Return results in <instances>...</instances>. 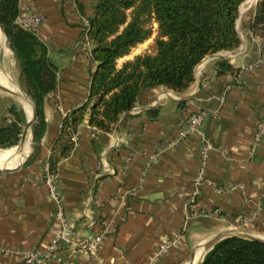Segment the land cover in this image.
Returning a JSON list of instances; mask_svg holds the SVG:
<instances>
[{"label": "crops", "instance_id": "1", "mask_svg": "<svg viewBox=\"0 0 264 264\" xmlns=\"http://www.w3.org/2000/svg\"><path fill=\"white\" fill-rule=\"evenodd\" d=\"M34 4L44 16L37 33L58 65V81L44 100L43 136L34 142L32 131L30 151L5 166L13 169L0 171V264H22L28 248L47 246L57 205L44 180V164L63 118L87 100L96 65L79 46L83 20L93 16L95 0ZM241 24L242 41L232 55L224 50L206 56L185 89L163 84L144 89L125 121L109 131L92 125L90 112L85 114L73 149L58 163L56 184L70 238L85 240L99 234L102 241L95 255L74 250L68 242L48 264H196L216 235L238 226L263 230L264 135L252 152L251 147L257 122L264 116V62L252 69L244 66L264 54V32L251 28L248 18ZM4 50L9 51L7 46ZM221 55L239 75L219 72ZM133 56L121 57L119 65ZM227 86L218 115L207 116L202 126L204 134L193 132L179 144L163 147L176 133L179 115L216 108ZM23 103L21 99L27 109ZM13 105L10 94L0 88V126L15 120ZM204 137L213 144L206 158L200 151ZM103 165L112 171H104ZM221 184L236 187L220 189ZM194 191L197 200L188 206ZM252 212H256L252 222L237 219L238 214ZM169 240L167 251L160 253Z\"/></svg>", "mask_w": 264, "mask_h": 264}, {"label": "trees", "instance_id": "2", "mask_svg": "<svg viewBox=\"0 0 264 264\" xmlns=\"http://www.w3.org/2000/svg\"><path fill=\"white\" fill-rule=\"evenodd\" d=\"M245 1L95 0L87 29L96 63L88 98L63 118L48 158L51 171L57 174L60 159L73 149L74 135L88 111L92 125L112 130L125 121L144 89L163 84L183 90L195 79V68L206 56L236 49L242 41L238 19ZM18 12L19 0H0V25L17 59L21 84L36 107L32 131L33 141L38 142L46 126L44 100L57 85L58 65L37 30L17 21ZM249 18L251 28L264 32V0H258ZM155 33L150 49L119 65L121 57ZM217 65L221 73H239L226 55L217 58ZM11 110L15 120L0 126V148L4 149L17 147L26 123L23 106L13 105ZM197 264H264V241L224 237Z\"/></svg>", "mask_w": 264, "mask_h": 264}, {"label": "built area", "instance_id": "3", "mask_svg": "<svg viewBox=\"0 0 264 264\" xmlns=\"http://www.w3.org/2000/svg\"><path fill=\"white\" fill-rule=\"evenodd\" d=\"M44 19L43 14L35 7L34 0H19V12L17 15V21L26 28L37 30L42 24ZM90 24L89 19L83 20V28L81 38L79 40V46L82 50H85L87 54L93 58L92 48L93 43L88 36L87 29ZM232 55V51L229 50ZM264 62V54L260 53L253 61L247 63L244 68L252 69L254 66ZM239 75V73H238ZM228 87H225L219 94V105L216 108H199L198 110L181 114L176 121V133L166 142L163 147L173 146L179 144L184 138L193 132H201L204 134L203 124L209 115H218L220 106L224 102L228 94ZM264 135V116L257 122L254 131V141L251 147V152L255 149L256 144L262 139ZM74 139L76 136L74 135ZM213 148L212 142L207 138H203L201 146V154L203 158L208 157L210 150ZM226 153V152H225ZM104 171H112L109 166L103 165ZM44 180L49 186V192L52 199L56 202V208L51 213L53 225L51 227V236L47 242L45 249L40 248L38 245H34L28 248L24 253V259L22 264H48L49 261L55 256V254L66 244L70 243V246L74 250L87 251L91 255L97 254L102 241V235H94L93 237L85 240H73L69 236L71 230L67 214L62 202L61 190L56 184L57 174L53 173L50 169L48 161L44 164L43 172ZM220 189L235 188V184L229 185H217ZM197 191H194L188 197L187 205L191 206L197 200ZM256 218V212L251 214H238L237 219L243 223L254 221ZM170 240L160 246L159 252H165L168 249Z\"/></svg>", "mask_w": 264, "mask_h": 264}, {"label": "rangeland", "instance_id": "4", "mask_svg": "<svg viewBox=\"0 0 264 264\" xmlns=\"http://www.w3.org/2000/svg\"><path fill=\"white\" fill-rule=\"evenodd\" d=\"M247 1L248 0H246L243 4H242V6H241V8H240V15H239V19H238V25H239V28H240V26H241V23H242V21L244 22V20H247V18H248V21H249V17L252 15V12L254 11V9H255V7H256V4H257V2H258V0H256L254 3H252V4H246L247 3ZM154 26L156 27L157 26V24H154ZM0 27H1V29H2V31H3V28H2V26L0 25ZM1 31V32H2ZM3 34V36H5L4 35V32L2 33ZM156 35V33L155 34H153L149 39H147L148 41L146 42V44H144V45H141V46H136V47H134L132 50H131V52L129 53V54H133V55H136V54H138V53H141V52H144V51H146V50H148V49H150L151 47H152V42H153V40H154V36ZM5 41H6V38H5ZM6 44H7V42H6ZM9 45V42H8V44H7V47H8V49H9V51H5V58H6V63H7V66H5L4 68H2L1 70H0V81L2 80L3 82H6V83H8L9 85H14L15 84V87L17 86V87H19V88H23L24 89V87L22 86V84H21V78H20V73L18 72V63H16V57H15V55H14V53H13V50L11 49V47L10 46H8ZM10 47V48H9ZM12 51V53L10 54V52ZM10 55H9V54ZM118 63H119V60H118ZM3 71V72H2ZM21 85V86H20ZM21 88V90L23 91V89ZM25 90V89H24ZM26 91V90H25ZM24 92V91H23ZM10 96H11V98H12V100L15 102V104L17 105V106H22V104H21V100L20 99H18L17 97H15L14 95H12V94H10ZM25 99V98H24ZM24 99H22V102H23V100ZM24 103H26L25 101H24ZM24 103H23V105H24ZM25 107V106H24ZM25 124L26 123H24V125H23V128H24V126H25ZM31 144H32V134H31ZM2 149H4V148H2ZM19 149V147L17 146V147H15V148H11V149H7V150H5V151H0V158H4V157H6V156H10V155H12V154H14L17 150ZM20 163V162H19ZM18 163V164H19ZM17 164V165H18ZM16 165V166H17ZM263 230H260V231H256V230H248V229H246V228H243V227H241V226H238L237 228H234L233 230H245V231H252V233H255V234H259V235H262L263 237H264V225H263V228H262Z\"/></svg>", "mask_w": 264, "mask_h": 264}, {"label": "water", "instance_id": "5", "mask_svg": "<svg viewBox=\"0 0 264 264\" xmlns=\"http://www.w3.org/2000/svg\"><path fill=\"white\" fill-rule=\"evenodd\" d=\"M4 67H5V50L4 49H1L0 50V69L1 68H4ZM0 88L3 89L4 91L8 92L9 94H12L15 97H17V93L14 90H12L11 88H9L7 85L3 84L2 82H0ZM23 91L26 94V96L28 97V99L31 101L32 106H33V111H32V115L30 117L28 116L27 122H26V124H25V126H24V128H23V130L21 132L20 139H19V142L17 144V146L19 147V149H22L23 148L24 143H25V140H26V135H27L28 131H30L32 133L33 124L35 123V121L37 119L36 107H35L32 99H31V97L29 96V94L24 89H23ZM24 110L27 113V110H26L25 107H24ZM17 166H15V167H17ZM10 169H13V168L12 167H0V171L1 170H10ZM231 235H237V236L244 237V238L256 239V240L264 241V237L258 236L255 233H252V232H249V231H245V230H233V231H228V232H225V233H221V234L216 235L214 237V239L207 245V249L205 250L204 254L202 255L201 260L204 258V256L207 253V251L210 248H212L213 245L217 241L221 240L224 237L231 236Z\"/></svg>", "mask_w": 264, "mask_h": 264}, {"label": "bare ground", "instance_id": "6", "mask_svg": "<svg viewBox=\"0 0 264 264\" xmlns=\"http://www.w3.org/2000/svg\"><path fill=\"white\" fill-rule=\"evenodd\" d=\"M256 0H248L246 4H252L254 3ZM1 27H0V47L1 49H6V42H5V36H3V32L2 31ZM5 34V33H4ZM2 69V68H1ZM0 69V70H1ZM16 93H17V98L18 99H23L25 98L23 101H26V104H27V112H28V115L31 116L32 115V111H33V106H32V103L31 101L28 99V97L26 96V94L21 90V88L18 87L17 90H14ZM26 143H29L30 144V147L27 148V145ZM30 148H31V132L28 131L27 135H26V140H25V143H24V146L22 149H18L15 154H14V157L12 159H9V160H0V167H5L7 165H12L17 159H19L20 157H22L23 155L26 154V152L30 151ZM29 153V152H28ZM27 153V154H28ZM13 156V155H12ZM27 156V155H26ZM25 156V157H26ZM24 157V158H25ZM258 236H261V235H258ZM263 237V236H261Z\"/></svg>", "mask_w": 264, "mask_h": 264}]
</instances>
